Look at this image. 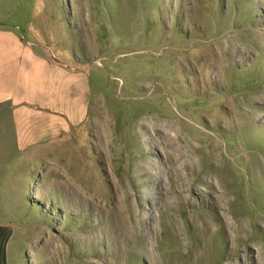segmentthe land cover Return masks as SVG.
<instances>
[{
  "label": "rangeland",
  "instance_id": "1",
  "mask_svg": "<svg viewBox=\"0 0 264 264\" xmlns=\"http://www.w3.org/2000/svg\"><path fill=\"white\" fill-rule=\"evenodd\" d=\"M2 8L88 84L59 138L0 153L7 264H264V0Z\"/></svg>",
  "mask_w": 264,
  "mask_h": 264
},
{
  "label": "crops",
  "instance_id": "2",
  "mask_svg": "<svg viewBox=\"0 0 264 264\" xmlns=\"http://www.w3.org/2000/svg\"><path fill=\"white\" fill-rule=\"evenodd\" d=\"M2 11L0 0V153L42 148L84 118L88 84L81 72L53 57L46 42L28 39L4 21ZM26 31L33 34L28 26ZM10 234L0 225V264H7Z\"/></svg>",
  "mask_w": 264,
  "mask_h": 264
},
{
  "label": "bare ground",
  "instance_id": "3",
  "mask_svg": "<svg viewBox=\"0 0 264 264\" xmlns=\"http://www.w3.org/2000/svg\"><path fill=\"white\" fill-rule=\"evenodd\" d=\"M204 57H205V56H204ZM199 64H200V63H199ZM207 64H208V63H207ZM202 66H203V65H202ZM202 66H201V67H202ZM205 69H206V67H205ZM212 70H213V69H212ZM206 71H208V70L206 69ZM209 72H210V71H209Z\"/></svg>",
  "mask_w": 264,
  "mask_h": 264
}]
</instances>
